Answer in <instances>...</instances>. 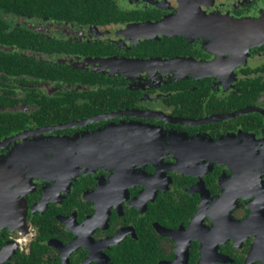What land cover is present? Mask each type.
Here are the masks:
<instances>
[{
    "label": "flooded vegetation",
    "instance_id": "1",
    "mask_svg": "<svg viewBox=\"0 0 264 264\" xmlns=\"http://www.w3.org/2000/svg\"><path fill=\"white\" fill-rule=\"evenodd\" d=\"M113 1L20 18L64 42L23 56L97 78L0 73V264H264V42L217 30L264 0Z\"/></svg>",
    "mask_w": 264,
    "mask_h": 264
},
{
    "label": "trees",
    "instance_id": "2",
    "mask_svg": "<svg viewBox=\"0 0 264 264\" xmlns=\"http://www.w3.org/2000/svg\"><path fill=\"white\" fill-rule=\"evenodd\" d=\"M47 18L57 22H72L76 24L106 25L110 22L122 21L121 13L113 0H0V73H5L19 78L24 76L23 82L28 78L36 77L37 80H56L63 76L89 78L92 80L97 75L94 73H81L67 71L65 67L50 66L42 63L34 64L32 58L23 56L25 50L47 51L50 48L59 51L56 44L61 41H49L39 33L33 32L24 23H20L21 17ZM2 47H14L15 49L5 51ZM86 78V79H87ZM79 80V79H77ZM94 80V79H93ZM84 82V80H83ZM86 94V93H83ZM81 95L79 92L76 96ZM9 112L0 114L4 121ZM146 253V252H145ZM144 257V252L139 254ZM151 255L143 259L146 263ZM128 264H138L140 259L137 253L129 251L125 255Z\"/></svg>",
    "mask_w": 264,
    "mask_h": 264
},
{
    "label": "water",
    "instance_id": "3",
    "mask_svg": "<svg viewBox=\"0 0 264 264\" xmlns=\"http://www.w3.org/2000/svg\"><path fill=\"white\" fill-rule=\"evenodd\" d=\"M178 22L181 20L176 19ZM204 19H202V22ZM233 27H241L237 28L233 31V34H227V32L223 31L224 29H217L220 30L218 36L225 39L227 41L233 42L234 44H241L244 48L250 47L253 44H262L264 42V18L262 19H255V20H241L236 21ZM159 27L166 26L164 29H179L180 25L172 24L169 22L160 23L158 24ZM178 26V27H177ZM234 29V28H233ZM225 42V41H224ZM250 45V46H249Z\"/></svg>",
    "mask_w": 264,
    "mask_h": 264
}]
</instances>
